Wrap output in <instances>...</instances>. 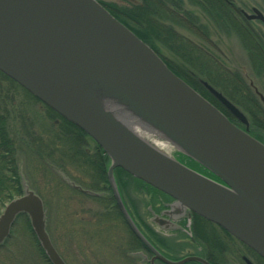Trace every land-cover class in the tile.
<instances>
[{"label":"water","instance_id":"1","mask_svg":"<svg viewBox=\"0 0 264 264\" xmlns=\"http://www.w3.org/2000/svg\"><path fill=\"white\" fill-rule=\"evenodd\" d=\"M0 71L82 129L106 153L115 202L129 229L152 253L149 264L156 259L166 264L211 263L197 255L171 260L151 245L121 199L113 176L116 167L173 199L163 212L166 217L151 219L160 228H176L173 220L194 212L264 259V144L173 73L97 0H0ZM201 83L247 124L234 104L206 81ZM249 85L264 108V95L252 80ZM140 128L219 181L153 145ZM67 182L84 193L98 194ZM20 185L21 194L0 211V245L16 216L26 214L50 264H66L45 229L41 198L23 177Z\"/></svg>","mask_w":264,"mask_h":264},{"label":"rangeland","instance_id":"2","mask_svg":"<svg viewBox=\"0 0 264 264\" xmlns=\"http://www.w3.org/2000/svg\"><path fill=\"white\" fill-rule=\"evenodd\" d=\"M103 1L127 5L129 3H136L139 0ZM225 1L231 7V14H235L232 17L239 20H237L238 24H244V22L239 19V16L235 12L236 9H241L249 13L250 8L254 6L258 7L264 14V0ZM181 2L184 3L183 10H181L188 11L191 14L190 21H186L189 25H179L172 19L167 20L166 24L172 26L175 32L187 38L195 45L199 43L202 46L208 47L214 56L231 70H239L242 76L247 73L256 88L264 94V77L256 78L251 76V59L244 48L246 42L242 41L238 35L241 29L236 28L235 25H228L226 21L216 24L217 27L215 29L214 24L211 23L207 14L203 10H200L195 0V4L192 3V0H181ZM178 5L182 4L178 2ZM181 10H177L175 13L181 15ZM252 25L257 29L255 30L258 33L260 31L259 34L264 40V25L258 27L255 23ZM215 30L216 34L214 33ZM199 33H201L202 38L197 36ZM206 34L210 35L214 44L203 38ZM159 49L161 55L173 65L180 63L179 57L170 50V47L168 49L162 46ZM178 71L187 77V73L185 74L183 70L178 69ZM187 79L196 88L204 92V88L200 84L197 85L196 75L193 78L189 76ZM245 81L246 85L250 88L248 80ZM7 88L8 83L1 81L0 98L4 99L3 97H5L6 91H8ZM250 89L252 90V88ZM8 94L11 98V101L9 99L7 100L8 103L6 105L10 112L8 115V124L9 131L17 142L16 158L19 181L20 177H23L28 186L41 195L45 209L47 232L64 262L66 264H148L142 256L144 255L143 253L148 255L147 251L143 248L135 249L133 247L132 238L128 234L125 225L122 223L120 217L113 213L109 199L111 193L107 191L108 188L106 187L108 186V181L107 183H102L105 186V190L99 191L101 196L92 197L78 192L60 173H54L49 170L50 164H46L48 167L45 164H40L38 157L32 155L27 149H31V145H34L33 138H37V140L39 138L45 142L44 139H46V135L51 130L50 114L40 102L32 100L18 88H15L14 91ZM12 95L14 98L11 97ZM208 97L210 96L208 95ZM260 109H262L261 104ZM250 130L252 131L253 129L250 128ZM259 130H253L250 133L264 140V134L261 135ZM85 140V150L88 153H92L95 145L94 142L90 138H86ZM62 147L63 145L60 146L58 151L62 150ZM53 153L58 154L56 149L53 150ZM62 159L58 160L57 158L56 160L67 174L63 175L68 178L80 179L82 173L65 156ZM44 161H48V159L44 157ZM120 178L128 182L127 193L122 192V199H124L123 201L132 213L131 215L134 220L140 225L142 224L141 221H145L157 229L155 225H152L148 211L151 203L150 198L156 196V192L149 187H144L137 183L134 178L124 173L120 174ZM105 211L109 212L108 218H105L106 220L103 217H99V213ZM190 220V218L185 219V230L176 236L178 239L183 240L179 243H175V235H169L170 232L159 229V232L162 233L161 235H165L163 237L170 238V240H167L168 246L163 248V251L168 254L169 258L175 259L188 254L199 255L200 245L193 244L194 241L191 240ZM168 235L170 237H166ZM5 240L0 245V264H47L36 249L37 240L32 236L31 230H29V224L24 217L14 220ZM225 255L226 257L221 261V264H245L242 255H246L253 263L259 264L258 260L252 255H248L247 252L235 251L233 253L228 250Z\"/></svg>","mask_w":264,"mask_h":264},{"label":"trees","instance_id":"3","mask_svg":"<svg viewBox=\"0 0 264 264\" xmlns=\"http://www.w3.org/2000/svg\"><path fill=\"white\" fill-rule=\"evenodd\" d=\"M97 1L102 4L116 19L137 35L143 42L148 44L163 58L166 65L179 76L185 78L186 81L187 77L190 76L193 78L195 75L197 76V80L199 78L206 80L231 102L241 108L249 118L252 125L251 129L256 131L258 130L257 125L264 123V111L263 109H260L258 100L252 90L246 85L245 78L242 76L241 72L236 69L231 70L227 65L219 61V59L214 56L208 47L202 46L199 43L195 45L187 38L175 32L172 26L166 24V21H169L170 19L179 25L188 24L186 21H190L191 14L188 11H182L184 3H182L181 0H139L136 3H129L127 5H122L116 2H105L103 0ZM178 2L182 5H178ZM192 3L195 4L194 0H192ZM196 4L200 10H203L204 13L207 14L212 24L216 25L226 21L228 25H230L231 20V25H235L236 28L241 29L242 33L238 31V35L242 41L246 42L244 48L251 59V76L263 78L264 40L261 35L258 32L250 30L246 23L238 24L234 17H232L235 14H231L232 12L230 13L231 7L225 0H197ZM177 10H181V15L175 13ZM197 36L200 35L197 34ZM162 46L168 49L170 47V50H172V52L179 57L180 63H175L173 65L169 60L164 58L159 49ZM178 69L181 71L183 70L185 74L187 73V77L180 73ZM1 81H6L8 83V91H6L7 93L5 97H3L4 99L0 98V210L6 202L21 194V185L18 176L19 172L16 158L17 142L10 133L8 124V115L10 112L8 106L6 105L8 103V99L11 101L8 93L14 91L15 88H18L32 100L40 102L36 97L0 71V82ZM187 82L193 86L191 81ZM198 84L199 83L197 81V85ZM194 89L197 90V92H199L204 98L212 102V97L208 94V92H202L196 87H194ZM208 95L210 97H208ZM11 97H13V95ZM40 103L50 114L51 130H49L46 135V139H44L45 142L41 141L39 138L38 140L37 138H33L34 145H31V149H27V151H30L32 155L38 157L40 164H50V167L48 168L49 170L54 173L67 175L60 163L56 160L57 158L58 160H63L62 158L65 156L67 160H69L72 165L82 173L80 179H73L71 177H69V179L85 189L96 191L105 190V186H103L102 183H107L106 171L109 165V158L106 153L82 129L64 119L42 102ZM252 131L250 130L251 133ZM86 138H90L95 144L92 153H88L85 150ZM256 138L258 137L256 136ZM62 145L63 149L58 151ZM54 149L57 150V155L56 153H53ZM44 157H46L48 161H44ZM121 173L130 177L132 176L119 167L114 170V177L122 196V192H126L129 185L126 180L120 178ZM134 179L137 183L143 185L144 187L146 186L153 189L154 192H159L141 180L136 178ZM106 187L108 188H106L107 191L111 193L109 185ZM37 194L39 193L37 192ZM111 194L109 199L111 201L110 205H112L113 213L114 215H118L122 220V223L125 225L128 234L132 238L133 247L135 249H145L142 242L136 238L127 227ZM104 198L107 199L106 196H104ZM129 213L131 212L129 211ZM108 215V211L99 213V217H103L104 219L108 218ZM22 217H24L26 222L29 224L25 214H19L15 219L17 220ZM141 222L142 224L140 225L137 223V226L144 236L157 249L163 251V248L168 246L164 237L156 232L145 221ZM29 230H31L30 225ZM191 232V238L194 243L200 245L201 249L199 256H202L211 264H221V261L224 257H226L225 254L228 250L233 253H235V251L247 252L248 255H252L256 260H258L259 264H264V259L245 244L236 240L224 229L195 213H192L191 217ZM31 233L32 236H34L32 230ZM36 246V249L43 257V260H45L47 264H50L37 241ZM157 263L164 264L160 261H157ZM182 264L201 263L191 261Z\"/></svg>","mask_w":264,"mask_h":264},{"label":"flooded vegetation","instance_id":"4","mask_svg":"<svg viewBox=\"0 0 264 264\" xmlns=\"http://www.w3.org/2000/svg\"><path fill=\"white\" fill-rule=\"evenodd\" d=\"M183 2V1H182ZM195 2H197V0H195ZM258 10L261 15L264 17V14L263 12L258 8V7H254L252 6L250 8V12L247 13L241 9H234L235 12L237 13V15L239 16V19L243 20L244 23H246L248 26H249V29L252 30L253 32H257L256 28L253 27V23H255L258 26H261V25H264V20H262L259 16H258V13L255 11ZM232 11V10H231ZM230 11V13H231ZM235 18V17H234ZM236 21L238 20L237 18H235ZM239 21V20H238ZM231 24H232V21L230 20ZM170 26V25H169ZM215 29H216V25H214ZM256 29V30H255ZM259 29V28H258ZM214 33L216 34V30L214 31ZM260 33V31H259ZM199 37L202 38V35L201 33H199ZM203 38H205L206 40H208V42L210 43H213V40H211L210 38V35L206 34L205 36H203ZM206 42V41H205ZM211 44V45H213ZM176 73V72H175ZM192 78V77H191ZM245 78V77H244ZM185 79V78H183ZM188 80V79H187ZM190 80V79H189ZM201 79H198V83L204 88L203 90L208 92L207 89L203 86V84L201 83L200 81ZM245 80H248V83H249V80L250 78L248 76H246ZM186 81V80H185ZM188 83V82H187ZM194 86V84H192ZM192 86V87H193ZM196 87V86H194ZM193 87V88H194ZM209 94V92H208ZM211 97H212V102L213 105H215L218 109H220L225 115L226 117L229 119L230 122H232L234 125H236L237 127L239 128H242L243 130H247V132L249 134L250 133V128H252V125L249 121V118L247 116V114L241 109L239 108L236 104H233L244 114L246 120H247V124L245 125L244 123H242L240 120H238L232 113H230L227 109L224 108V106L216 99L214 98L211 94H209ZM263 111H264V108H262ZM257 129H260L259 130V133L262 135L264 134V123L263 124H259L257 125ZM252 135V134H251ZM254 136V135H252ZM256 138V136H254ZM258 139V138H257ZM260 140L261 142L264 143V140L263 139H258ZM169 150L173 153V156L181 163H183L184 165H186L187 167H190L196 171H198L199 173L211 178V179H215L214 176L209 173L204 167H202L199 163H197L196 161H194L193 159L189 158L188 156L186 155H183L181 153H179L178 151H176L175 149L173 148H169ZM216 180V179H215ZM156 192V196H152V198H150L151 200V203H150V207L148 208V211L150 213V219L152 218L153 215H159L161 217H166V215L163 213L165 210H168L169 209V204L172 202V198L163 194V193H160V192ZM151 196V195H150ZM157 197V198H156ZM185 213L184 214H181L179 215V218L175 221L176 222V225L177 227L173 230H167V232H170L169 235L173 234L176 236H178L179 234H181V232H183L185 229H184V226H185V219L186 217H184ZM153 225V224H152ZM190 226H191V222H190ZM166 236V237H170V236ZM165 236V235H164ZM173 237V236H172ZM164 239L167 241V240H170V238H165ZM176 239L175 243H179V242H182L183 240H181L180 238L178 239V237L174 238ZM191 240L193 241V239L191 238ZM192 244V242H190ZM195 244V243H193ZM150 255V254H149Z\"/></svg>","mask_w":264,"mask_h":264},{"label":"bare ground","instance_id":"5","mask_svg":"<svg viewBox=\"0 0 264 264\" xmlns=\"http://www.w3.org/2000/svg\"><path fill=\"white\" fill-rule=\"evenodd\" d=\"M142 136H144V135H147L148 137H150L151 139L152 138H154L155 140H158V145L160 146V145H165L166 144V142H164L163 140H161L159 137H157L156 135H153V133L152 132H150V131H148V130H146V129H142V128H140V130L138 131ZM152 136H151V135Z\"/></svg>","mask_w":264,"mask_h":264}]
</instances>
